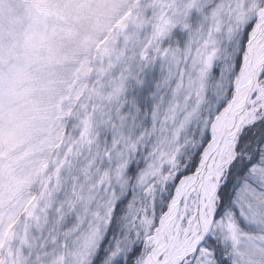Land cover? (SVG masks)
Masks as SVG:
<instances>
[{
  "label": "snow or ice",
  "instance_id": "1",
  "mask_svg": "<svg viewBox=\"0 0 264 264\" xmlns=\"http://www.w3.org/2000/svg\"><path fill=\"white\" fill-rule=\"evenodd\" d=\"M0 264H264V0H0Z\"/></svg>",
  "mask_w": 264,
  "mask_h": 264
}]
</instances>
